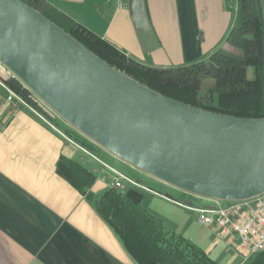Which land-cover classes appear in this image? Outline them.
I'll return each instance as SVG.
<instances>
[{"label": "crops", "instance_id": "0c3cea01", "mask_svg": "<svg viewBox=\"0 0 264 264\" xmlns=\"http://www.w3.org/2000/svg\"><path fill=\"white\" fill-rule=\"evenodd\" d=\"M47 1L126 57L157 67L207 58L224 43L237 13V0H145L153 34L145 48L127 0ZM9 76L0 64V264H137L98 210L107 189L115 192L112 205L140 206L218 264H264V249L240 254L184 203L139 185L73 141L50 109H13L4 83Z\"/></svg>", "mask_w": 264, "mask_h": 264}, {"label": "water", "instance_id": "95a60500", "mask_svg": "<svg viewBox=\"0 0 264 264\" xmlns=\"http://www.w3.org/2000/svg\"><path fill=\"white\" fill-rule=\"evenodd\" d=\"M127 1L149 48L145 0ZM0 64L69 126L167 184L226 201L264 192V116L236 117L167 97L22 0H0Z\"/></svg>", "mask_w": 264, "mask_h": 264}, {"label": "trees", "instance_id": "16d2710c", "mask_svg": "<svg viewBox=\"0 0 264 264\" xmlns=\"http://www.w3.org/2000/svg\"><path fill=\"white\" fill-rule=\"evenodd\" d=\"M22 1L109 65L167 97L236 117L264 116V19L260 0H237L233 26L224 43L207 58L171 67L147 66L126 57L47 0ZM4 83L45 113L17 78L11 76ZM114 194L113 189L105 190L99 196L98 210L137 264H218L140 206L130 201L112 205Z\"/></svg>", "mask_w": 264, "mask_h": 264}, {"label": "built area", "instance_id": "2783aa9c", "mask_svg": "<svg viewBox=\"0 0 264 264\" xmlns=\"http://www.w3.org/2000/svg\"><path fill=\"white\" fill-rule=\"evenodd\" d=\"M5 88L6 99L13 109L20 104L30 107L29 103L9 86ZM117 174L120 178L132 182L122 173ZM115 185L120 186V182H115ZM184 206L197 213L199 224L213 226L219 237L233 243L240 254L247 256L264 249V192L252 198L230 201L225 205Z\"/></svg>", "mask_w": 264, "mask_h": 264}, {"label": "rangeland", "instance_id": "374dc122", "mask_svg": "<svg viewBox=\"0 0 264 264\" xmlns=\"http://www.w3.org/2000/svg\"><path fill=\"white\" fill-rule=\"evenodd\" d=\"M10 77L11 76H9L8 78H10ZM34 100L37 102L38 105L41 106L42 110L45 113H47V110H48L47 106L42 104L36 98H34ZM48 111H50V110H48ZM51 113L53 115H56L53 111H51ZM55 117L57 119H59V120H57L59 126L65 132H67V134L71 137V139H73V141H75L79 144H82L84 146H87L89 149H91L96 154H98V156H100V158L103 159L106 163H108L112 167L120 170L126 176L134 179L135 181H137V183L139 185L144 186L145 188L146 187L149 189L151 188L153 190L160 192L162 195H168L172 199L184 203L183 205L191 204L193 206L199 207V206H213L216 204L225 205V204L230 202V201H226V200H215V199L202 197V196L187 192L185 190H182L180 188H177L173 185L167 184V183H165V182H163V181H161V180H159L153 176H150V175L146 174L145 172L131 166L130 164H128V163L124 162L123 160L119 159L118 157L114 156L112 153L108 152L107 150L103 149L102 147L94 146V144L90 140H88L86 137L82 136L79 131H77L76 129H74L72 127L70 128V126L67 125V123H65L57 115ZM132 187L139 192L145 193L144 190H142L138 186L136 187V185H134ZM146 197H147V194H146ZM177 210L179 211V213L182 212L181 209L177 208ZM188 212L192 216H194L196 221H197V213L193 212V211H189V210H188Z\"/></svg>", "mask_w": 264, "mask_h": 264}]
</instances>
